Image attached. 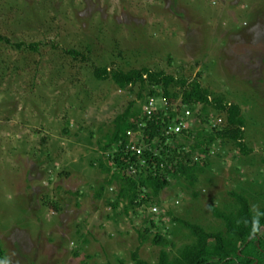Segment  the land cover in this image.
I'll list each match as a JSON object with an SVG mask.
<instances>
[{
	"label": "rangeland",
	"instance_id": "374dc122",
	"mask_svg": "<svg viewBox=\"0 0 264 264\" xmlns=\"http://www.w3.org/2000/svg\"><path fill=\"white\" fill-rule=\"evenodd\" d=\"M0 35L12 44H39L30 52L0 43L4 264H133L136 249L140 259L157 260L159 247L140 244L142 218L130 212L109 219L110 208L93 198L90 187L103 176L89 166L98 138L88 136L110 129L135 98L110 82L96 83L94 67H147L198 79L238 104L246 117L253 165L242 158L235 172L238 162L230 153L221 172L202 185L197 202L184 193L176 198L178 189H169L160 196V209L142 213L156 219L172 209L177 218L217 227L211 204L229 202L228 192L241 183L258 191L250 180L264 176V0H0ZM68 50L87 60L64 54ZM65 121L69 135L63 134ZM188 124L199 128L190 116ZM162 219L170 226L171 217ZM176 228L170 239L179 249L190 239Z\"/></svg>",
	"mask_w": 264,
	"mask_h": 264
},
{
	"label": "trees",
	"instance_id": "16d2710c",
	"mask_svg": "<svg viewBox=\"0 0 264 264\" xmlns=\"http://www.w3.org/2000/svg\"><path fill=\"white\" fill-rule=\"evenodd\" d=\"M0 43L30 52H36L39 46L12 44L1 35ZM64 54L74 59L80 57L83 62L87 60L75 50ZM111 68L94 67L93 80L110 82L118 91L135 98L113 119L110 129L106 132L98 129L95 137L93 132L88 136L89 140L98 138L94 149L97 156H92L89 166L103 176L96 187L90 188H93V198L103 200L110 208L112 214L108 218L117 219L130 212L134 218H142L145 227L136 231L141 245L149 241L160 248L155 264H264V176L261 173L250 180L254 184L251 188L258 189L256 193L241 183L228 192L229 202L209 206L219 224L217 227L206 228L197 221L177 218L172 209L157 214L156 219L154 214L142 213L151 208L160 209L163 204L160 196L169 189H178L176 198L184 193L197 202L202 185L210 184L209 178L221 172L220 164L225 163L223 158L230 153L238 162L233 167L235 172L240 173L241 164H237L242 158L253 165L252 158H248L253 150L245 141L246 117L242 108L230 103L224 94H213L198 79L176 78L147 67L126 71ZM202 75L198 73L197 78ZM150 99L154 105L148 114L144 108ZM159 100L163 106H158ZM185 112L199 123L198 129L188 124ZM65 122L63 134L69 135L70 124ZM182 122L188 127L179 133L169 131ZM46 155L49 156L48 152ZM260 162L264 166V157ZM78 195L84 197V194ZM48 204L55 211L60 210L57 202ZM163 216L171 217L172 230L163 222ZM176 227L187 231L190 239V243L179 249L170 239L177 234ZM137 251L131 253L133 264H151L140 259ZM5 260L0 248V264Z\"/></svg>",
	"mask_w": 264,
	"mask_h": 264
},
{
	"label": "built area",
	"instance_id": "2783aa9c",
	"mask_svg": "<svg viewBox=\"0 0 264 264\" xmlns=\"http://www.w3.org/2000/svg\"><path fill=\"white\" fill-rule=\"evenodd\" d=\"M154 105V100L153 99H150L147 106L144 108L145 111L149 114L152 107ZM189 116V112H185V117H188ZM186 127H188V124L187 123H179L173 127H170L169 128V131H172L174 133H179L181 130L185 129ZM137 152L139 153V150H137Z\"/></svg>",
	"mask_w": 264,
	"mask_h": 264
},
{
	"label": "clouds",
	"instance_id": "9594fccd",
	"mask_svg": "<svg viewBox=\"0 0 264 264\" xmlns=\"http://www.w3.org/2000/svg\"><path fill=\"white\" fill-rule=\"evenodd\" d=\"M189 117V116H188ZM188 117H186V118H188Z\"/></svg>",
	"mask_w": 264,
	"mask_h": 264
}]
</instances>
